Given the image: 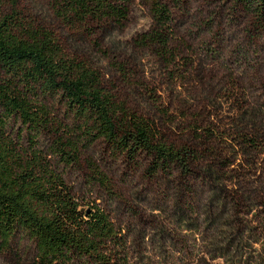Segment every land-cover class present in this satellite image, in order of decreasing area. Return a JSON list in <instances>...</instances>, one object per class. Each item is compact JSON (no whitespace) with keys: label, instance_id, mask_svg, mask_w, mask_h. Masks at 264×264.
Instances as JSON below:
<instances>
[{"label":"rangeland","instance_id":"1","mask_svg":"<svg viewBox=\"0 0 264 264\" xmlns=\"http://www.w3.org/2000/svg\"><path fill=\"white\" fill-rule=\"evenodd\" d=\"M160 1L171 12L173 45L185 43L187 48L179 47L182 56L194 61V82L188 87L171 83L174 68L153 48L136 44L153 28L149 0H134L123 25L64 24L50 0H0V15L15 13L22 22L51 30L67 56L97 69L104 87L131 110L154 120L170 142H188L187 122L180 115L189 108L196 114L197 99L212 100L225 117L253 112L255 117L244 118L241 129L263 132L264 20L259 27L257 16L235 0ZM116 64L125 66L134 83L125 80ZM236 89L241 100L237 111L225 102ZM149 92L171 109L176 124L160 117ZM191 93L195 97L188 96ZM47 103L56 122L72 125L61 101ZM11 126L14 131L21 127L18 122ZM55 137L40 136L45 151ZM223 153L220 179L207 168L198 171L196 179L179 178L174 172L152 177L147 157L131 161L103 140L82 149L77 164L58 169L84 207L99 205L128 236L132 264H264V147ZM94 167L107 176L111 193L92 179ZM239 193L260 196L263 202L251 200L238 213L233 196ZM35 252L34 241L20 233L11 249L0 253V264H34Z\"/></svg>","mask_w":264,"mask_h":264},{"label":"trees","instance_id":"2","mask_svg":"<svg viewBox=\"0 0 264 264\" xmlns=\"http://www.w3.org/2000/svg\"><path fill=\"white\" fill-rule=\"evenodd\" d=\"M149 1L153 28L136 44L153 48L166 66L174 68L171 83L188 87L194 82V61L183 57L179 48L188 46L173 45L170 10L160 0ZM133 2L50 0V5L67 25H123ZM235 3L256 15V24L262 25L264 0ZM116 66L125 80L134 83L124 65ZM149 94L160 117L174 124L171 109ZM49 99L64 104L72 125L55 121ZM225 102L237 111L238 90ZM211 103L197 99L196 114L189 113L191 108L182 112L188 142H170L154 120L131 110L107 90L97 69L67 56L51 30L22 22L15 13L0 15V253L10 250L22 233L35 243L34 264H132L128 236L99 205L84 207L58 168L77 164L82 149L103 140L114 153L131 161L147 157L149 176L174 172L179 178L196 179L198 171L207 168L209 175L220 179L223 168L218 162L223 152L263 148L264 131L241 129L244 118L255 113L225 117ZM12 122H18L20 129L14 131ZM44 133L56 136L48 151L39 140ZM91 176L112 192L110 181L97 167ZM239 184L244 187L243 181ZM233 199L238 213L251 200L263 202L260 196L245 198L242 193Z\"/></svg>","mask_w":264,"mask_h":264}]
</instances>
